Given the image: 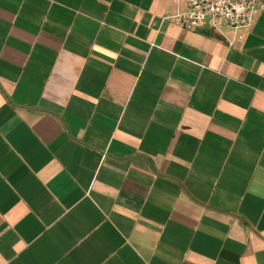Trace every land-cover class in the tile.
Here are the masks:
<instances>
[{"label":"crops","instance_id":"0c3cea01","mask_svg":"<svg viewBox=\"0 0 264 264\" xmlns=\"http://www.w3.org/2000/svg\"><path fill=\"white\" fill-rule=\"evenodd\" d=\"M0 0V264H264V0Z\"/></svg>","mask_w":264,"mask_h":264},{"label":"built area","instance_id":"2783aa9c","mask_svg":"<svg viewBox=\"0 0 264 264\" xmlns=\"http://www.w3.org/2000/svg\"><path fill=\"white\" fill-rule=\"evenodd\" d=\"M171 15L182 28H196L210 19L213 25L228 26L235 31L247 29L253 22L258 0H176Z\"/></svg>","mask_w":264,"mask_h":264}]
</instances>
